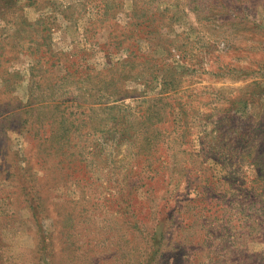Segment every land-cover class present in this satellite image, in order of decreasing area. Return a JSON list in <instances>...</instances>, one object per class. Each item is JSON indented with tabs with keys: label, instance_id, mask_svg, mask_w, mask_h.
Listing matches in <instances>:
<instances>
[{
	"label": "rangeland",
	"instance_id": "rangeland-1",
	"mask_svg": "<svg viewBox=\"0 0 264 264\" xmlns=\"http://www.w3.org/2000/svg\"><path fill=\"white\" fill-rule=\"evenodd\" d=\"M257 154L264 0H0V264H264Z\"/></svg>",
	"mask_w": 264,
	"mask_h": 264
},
{
	"label": "trees",
	"instance_id": "trees-1",
	"mask_svg": "<svg viewBox=\"0 0 264 264\" xmlns=\"http://www.w3.org/2000/svg\"><path fill=\"white\" fill-rule=\"evenodd\" d=\"M163 91H162V96L159 97V100H166L168 96L164 95V92H166V89L164 86H166L165 81L163 82ZM166 104L172 105V102H165ZM172 112V109L170 110ZM253 163V166L256 167V174H254V179H246L241 182V185H243V189H239L242 192L243 196H246L252 200V203H256L259 201V196H263V183L262 180L264 178V168H263V163L261 161V156L259 154L254 157V160L250 162V164ZM261 202V201H260ZM262 223L260 224V226ZM255 261V260H254ZM257 264V263H255Z\"/></svg>",
	"mask_w": 264,
	"mask_h": 264
}]
</instances>
